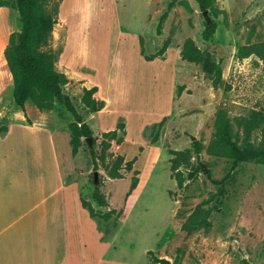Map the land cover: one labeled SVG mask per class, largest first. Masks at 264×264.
I'll return each instance as SVG.
<instances>
[{
    "label": "rangeland",
    "instance_id": "374dc122",
    "mask_svg": "<svg viewBox=\"0 0 264 264\" xmlns=\"http://www.w3.org/2000/svg\"><path fill=\"white\" fill-rule=\"evenodd\" d=\"M3 1L12 4L15 0ZM169 1L47 0L49 11L61 10L51 46L63 50L69 34V58L91 69L77 73L87 83L100 86L108 102L104 109L90 113L80 101L81 81L70 80L64 92L93 129L97 152L101 132L113 129L118 118H124L125 139L120 145L112 143L105 165L122 154L125 160L136 158L132 170L122 171L120 178L109 177L102 163L94 170L85 141L71 155V113L59 104L40 113L30 101L24 111H12V84L2 94L0 124L10 123L17 130L11 141L17 135L33 138L35 133L27 128L33 127L32 121L61 130L53 138L57 155L99 221L98 228L94 220L99 236L87 226L83 231L80 264H160L155 257L172 264H264V163L244 161L233 166L230 158L208 151L219 107L227 110L235 129L236 118L262 121L252 129L249 140L264 147V0H213L205 14L195 1L178 0L158 35L156 23ZM209 18L215 20L216 30L209 40H203V21ZM11 20L13 30L20 29L13 7ZM140 36L146 55L154 54L166 40L174 50L167 59L146 61L140 54ZM186 38L220 63L222 79L217 89L200 64L176 56ZM243 45L255 51L239 58L238 48ZM176 94L180 109L174 106L171 110ZM20 115L30 122H18ZM163 116L166 119L157 132L151 124ZM193 138L203 148L199 159L192 154L190 164L209 169L211 178L220 183L212 182L202 169L181 187L177 185L170 170V150H192ZM134 169L139 181L128 195ZM179 169L186 175L183 166ZM95 185L105 193L107 207L93 202ZM110 209L123 210L120 218L115 214L105 218ZM196 210L208 211L205 225L193 229L190 223L189 230H184L182 224Z\"/></svg>",
    "mask_w": 264,
    "mask_h": 264
},
{
    "label": "trees",
    "instance_id": "16d2710c",
    "mask_svg": "<svg viewBox=\"0 0 264 264\" xmlns=\"http://www.w3.org/2000/svg\"><path fill=\"white\" fill-rule=\"evenodd\" d=\"M178 0H170L166 9L161 13L156 23V34L162 33L163 24L166 21L169 11ZM198 8L203 12L207 11L213 4V0H193ZM0 5L12 6L17 10L20 29L12 30L9 34L8 43L4 48V57L12 77V97L17 107L24 111L26 101H30L37 109L52 110L56 104L62 105L69 111L73 119L68 123L69 145L71 155H76L82 146L83 141L88 146L93 169H98L99 163L105 165L108 156V149L114 143L120 145L126 136V123L123 117H119L116 126L113 129L101 132L99 141L100 151L95 148L96 136L93 134L91 126L83 120L82 115L75 108L69 94L64 92L65 86L70 79L64 72L58 71L55 63L62 48H53L51 46V37L54 25L57 23L58 7L54 12L47 9V0H15L9 4L0 0ZM216 30V22L209 18L203 21L201 37L203 40H209ZM140 54L145 60L155 58L164 59L163 54L169 46L168 40L164 41L162 46L151 55H146L142 49V38L139 37ZM255 50L251 45H243L238 48L237 56L244 58L249 56ZM181 58L189 62L200 64L203 72L209 78L211 85L217 89L221 83L222 70L219 62L214 60L208 52L199 49L192 39L186 38L181 48ZM97 87H83L80 101L89 112L99 111L104 107V101L96 99L94 93ZM166 116H163L158 122L151 124L157 132L163 126ZM27 122H30L28 119ZM262 122V121H261ZM258 118L245 120L236 118V129L224 107H219L214 118L213 139L208 146V151L222 154L232 160V165L238 162L253 161L264 163V147L256 146L250 142L249 137L252 129L261 124ZM242 128L241 136L239 129ZM7 131V126L0 124V133ZM153 138L150 142H155ZM192 150H170L172 157L169 159L170 170L176 183L181 187L186 179L193 178L200 170L204 169L200 164L195 166L190 164V157L199 159L203 145L200 140L192 139ZM136 158L125 160L122 154L116 155L114 161L106 166V172L111 178L122 177V171H130ZM183 166L186 169V175L179 169ZM134 175L131 177L127 194L129 195L138 184L139 173L134 169ZM204 174L214 183H220L211 178L209 169H204ZM92 200L97 207H107L108 199L99 185H95L92 191ZM81 204L88 210L89 216L97 221V214L90 203L83 198L80 193ZM199 210V209H198ZM196 210L190 219L183 224L184 230H189V224L193 223V229L204 226L207 220L208 211L202 213ZM123 210L110 209L105 214V218L115 214L119 219ZM160 264H172L165 258H154Z\"/></svg>",
    "mask_w": 264,
    "mask_h": 264
},
{
    "label": "crops",
    "instance_id": "0c3cea01",
    "mask_svg": "<svg viewBox=\"0 0 264 264\" xmlns=\"http://www.w3.org/2000/svg\"><path fill=\"white\" fill-rule=\"evenodd\" d=\"M58 12L60 16L59 7ZM11 14V6L0 5V58L4 61L0 67V102L4 91L12 84L3 53L13 30ZM69 46L68 34L55 63L56 69L72 81H81V88L96 86L94 97L104 101V109L108 100L102 98L100 86L87 83L77 73L78 69H91L69 58ZM170 50L174 49L168 47L164 59L168 58ZM176 53L177 57L181 55V49L177 48ZM187 89L188 86L179 94V99ZM177 101L176 94L171 100V110L174 106L180 109ZM14 106L12 111L20 109L15 103ZM18 122H26V118L20 115ZM31 124L33 127L27 128L35 133L33 138L17 135V139L11 141L10 137L17 130L9 123L0 140V264H80L83 231L87 226L99 236L96 222L81 204L73 174L67 173L57 155L53 138L55 131L61 130L36 121Z\"/></svg>",
    "mask_w": 264,
    "mask_h": 264
},
{
    "label": "water",
    "instance_id": "95a60500",
    "mask_svg": "<svg viewBox=\"0 0 264 264\" xmlns=\"http://www.w3.org/2000/svg\"><path fill=\"white\" fill-rule=\"evenodd\" d=\"M208 11V10H207ZM207 11H203V13L205 14ZM93 175H94V178L96 179V177H97V171H94L93 172Z\"/></svg>",
    "mask_w": 264,
    "mask_h": 264
},
{
    "label": "bare ground",
    "instance_id": "6f19581e",
    "mask_svg": "<svg viewBox=\"0 0 264 264\" xmlns=\"http://www.w3.org/2000/svg\"><path fill=\"white\" fill-rule=\"evenodd\" d=\"M4 64V61L2 60V58H0V67H2ZM4 81V80H3ZM144 178V177H143Z\"/></svg>",
    "mask_w": 264,
    "mask_h": 264
}]
</instances>
